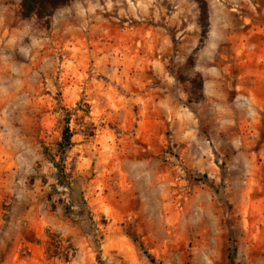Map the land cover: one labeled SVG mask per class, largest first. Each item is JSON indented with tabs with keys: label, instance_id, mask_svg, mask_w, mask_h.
I'll return each mask as SVG.
<instances>
[{
	"label": "rangeland",
	"instance_id": "rangeland-1",
	"mask_svg": "<svg viewBox=\"0 0 264 264\" xmlns=\"http://www.w3.org/2000/svg\"><path fill=\"white\" fill-rule=\"evenodd\" d=\"M21 1L0 0V264H264V0Z\"/></svg>",
	"mask_w": 264,
	"mask_h": 264
},
{
	"label": "trees",
	"instance_id": "trees-1",
	"mask_svg": "<svg viewBox=\"0 0 264 264\" xmlns=\"http://www.w3.org/2000/svg\"><path fill=\"white\" fill-rule=\"evenodd\" d=\"M72 0H22L21 1V9L22 14L25 17H30L33 15H36L38 18H47L51 16L55 10L58 8L68 4ZM204 14H208V3L206 0H198ZM207 23L205 24L206 28ZM206 30L204 31V36L206 34ZM201 42H204V39L201 40ZM73 136V133L67 125L63 129V141L61 142L62 145L68 144L71 145V138ZM62 149H58V151H61ZM52 162H54L55 166L57 168H62L60 165V161L57 160L56 156L51 155ZM63 172V169H60ZM51 244V242H50ZM153 260V259H152Z\"/></svg>",
	"mask_w": 264,
	"mask_h": 264
}]
</instances>
